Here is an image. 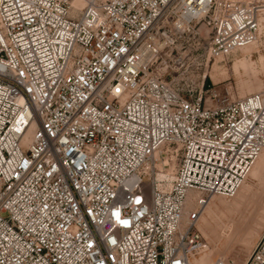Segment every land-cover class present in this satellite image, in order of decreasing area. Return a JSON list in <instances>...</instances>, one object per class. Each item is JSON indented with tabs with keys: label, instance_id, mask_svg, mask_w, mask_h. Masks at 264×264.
Wrapping results in <instances>:
<instances>
[{
	"label": "built area",
	"instance_id": "2783aa9c",
	"mask_svg": "<svg viewBox=\"0 0 264 264\" xmlns=\"http://www.w3.org/2000/svg\"><path fill=\"white\" fill-rule=\"evenodd\" d=\"M260 38L264 0H0V264H190L264 150L207 67Z\"/></svg>",
	"mask_w": 264,
	"mask_h": 264
},
{
	"label": "rangeland",
	"instance_id": "374dc122",
	"mask_svg": "<svg viewBox=\"0 0 264 264\" xmlns=\"http://www.w3.org/2000/svg\"><path fill=\"white\" fill-rule=\"evenodd\" d=\"M206 74L226 99L264 89V38L216 59ZM186 91L198 92L189 87ZM255 165L259 169L252 175ZM252 169L233 195L213 196L201 214L198 225L204 248L191 257L190 264H244L257 246L264 233V152Z\"/></svg>",
	"mask_w": 264,
	"mask_h": 264
},
{
	"label": "bare ground",
	"instance_id": "6f19581e",
	"mask_svg": "<svg viewBox=\"0 0 264 264\" xmlns=\"http://www.w3.org/2000/svg\"><path fill=\"white\" fill-rule=\"evenodd\" d=\"M257 42H258V41H255V42H253V43H251V44H254V43L256 44ZM251 44H249V45H251ZM246 46H248V45H246ZM244 47H245V46H244ZM241 48H242V47H241ZM238 50H239V49H238ZM232 54H233V53H232ZM232 54H231V55H232ZM212 81H213V80H212ZM214 83H215V82H214ZM263 152H264V150L260 153L259 157L257 158V162H258V160L260 159V157H261V155L263 154ZM258 169H259V168H257L256 165H255V166L253 167L252 171H251V174L254 175V174L257 172ZM162 176H164V175H162ZM258 176H259V175H258ZM166 177H167L168 179H171V175H170V173H168V175H167ZM253 177H255V176H253ZM243 183H244V182H243ZM189 194L192 195L193 193L190 192ZM210 202H211V200H210ZM210 202H209V203H210ZM207 206H208V205H207ZM261 237H262V236H261ZM261 237H260V239H261ZM202 248H204V245H203ZM202 248H201V249H202Z\"/></svg>",
	"mask_w": 264,
	"mask_h": 264
},
{
	"label": "water",
	"instance_id": "95a60500",
	"mask_svg": "<svg viewBox=\"0 0 264 264\" xmlns=\"http://www.w3.org/2000/svg\"><path fill=\"white\" fill-rule=\"evenodd\" d=\"M257 246H258V244H257ZM257 246H256V247H257Z\"/></svg>",
	"mask_w": 264,
	"mask_h": 264
}]
</instances>
